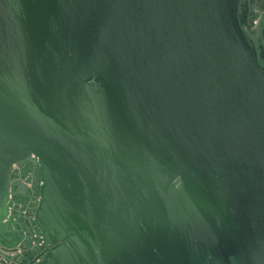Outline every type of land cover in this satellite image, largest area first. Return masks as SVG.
<instances>
[{"label": "water", "instance_id": "1", "mask_svg": "<svg viewBox=\"0 0 264 264\" xmlns=\"http://www.w3.org/2000/svg\"><path fill=\"white\" fill-rule=\"evenodd\" d=\"M240 3L0 0V247L28 228L2 198L35 155L44 243L21 264H264V66ZM167 222L217 252L148 257L142 230Z\"/></svg>", "mask_w": 264, "mask_h": 264}, {"label": "flooded vegetation", "instance_id": "2", "mask_svg": "<svg viewBox=\"0 0 264 264\" xmlns=\"http://www.w3.org/2000/svg\"><path fill=\"white\" fill-rule=\"evenodd\" d=\"M13 3L14 6H16L17 0H13ZM239 15L242 26L255 43L260 62L264 66V0H241ZM19 171L18 174H13L12 172L9 174L6 189L2 198L5 200L3 207L8 212L16 214V217H19L20 219L33 215L36 217L38 208H36L37 205L33 203V200L36 196L41 195V189H36L37 182L41 180L39 169L35 168L32 161L27 160L20 164ZM30 173L34 177L32 182L35 189H28L23 183V179H25ZM14 178H18L19 180L14 181ZM11 181H14L15 185L11 195H9L8 186ZM152 220L153 218H151V221H148V224H152ZM27 225L31 226L28 223ZM145 231L146 230L143 229L141 235L143 243L147 247L148 257L156 259V261H160V263L166 262V255L163 253L164 251L170 253L173 257L181 258L183 256H188L189 258H192V249L205 254H207L208 250H212L214 247L213 254H215L218 249L217 245L219 239L216 235L208 230L197 227L191 222L183 223L181 228L178 229H175L174 226L169 225L167 222L164 224V233L161 237H159L160 230H156L155 228L152 229L149 234H146ZM157 246L163 253V255L159 257H156L153 253ZM196 254L194 255L195 257H197ZM166 264H168V262H166Z\"/></svg>", "mask_w": 264, "mask_h": 264}, {"label": "built area", "instance_id": "3", "mask_svg": "<svg viewBox=\"0 0 264 264\" xmlns=\"http://www.w3.org/2000/svg\"><path fill=\"white\" fill-rule=\"evenodd\" d=\"M28 160L32 161L35 168L39 169L38 157L32 155ZM21 163L24 162L14 164L10 172H12L13 174H18V172H20L19 169ZM33 178H34L33 175L30 173L25 179H23V183L28 189H35L34 184L32 182ZM14 179H15L14 181L19 180L18 178H14ZM14 181L9 182V186H8L9 195H11L13 187L15 185ZM43 185L44 183L42 182V180H39L36 184V189L40 190L43 187ZM41 200H42L41 195L36 196L35 199L33 200V203L37 205L36 208H38ZM24 219H21L22 223L25 224L28 228L24 232V235L21 241L17 244V246L8 250H4L2 247H0V264H21L20 259H17L18 256H22L24 255V253L28 251H36L43 245L44 243L43 236L38 231V229L34 227V222L36 220L35 215L26 216ZM27 223L30 224L31 226H28ZM40 262H41V258L35 259V263H40Z\"/></svg>", "mask_w": 264, "mask_h": 264}]
</instances>
